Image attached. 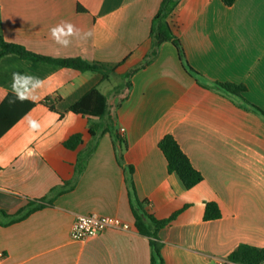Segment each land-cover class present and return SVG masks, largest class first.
Masks as SVG:
<instances>
[{
  "label": "crops",
  "instance_id": "1",
  "mask_svg": "<svg viewBox=\"0 0 264 264\" xmlns=\"http://www.w3.org/2000/svg\"><path fill=\"white\" fill-rule=\"evenodd\" d=\"M162 3L0 0L6 42L47 58L117 66L104 80L15 55L0 61V210L6 213H0V264H152L150 239L139 233L131 209L130 183L150 215L177 214L159 232L162 264H218L240 245L264 248V118L215 87L243 85L244 98L264 111V0H236L231 7L222 0H176L168 21L198 76L187 72L173 42L138 69L153 51L151 30ZM60 24L65 29L57 38L68 39L67 47L50 33ZM13 73L37 76L42 85L32 93L18 79L17 92L30 97L21 102ZM94 88L107 98L106 115L72 113ZM76 134L81 144L67 149ZM167 135L203 176L191 190L168 171L159 149ZM30 203L44 207L11 223L7 215ZM207 203L219 206L221 218L204 221ZM80 215L119 219L130 229L75 241Z\"/></svg>",
  "mask_w": 264,
  "mask_h": 264
},
{
  "label": "trees",
  "instance_id": "2",
  "mask_svg": "<svg viewBox=\"0 0 264 264\" xmlns=\"http://www.w3.org/2000/svg\"><path fill=\"white\" fill-rule=\"evenodd\" d=\"M227 7H231L236 0H222ZM176 0H163L159 13L155 16L153 27L151 30V38L154 44L153 51L138 68L148 66L157 57L160 47L166 42H173L179 57L187 70L191 74H198L188 64L183 45L174 32L173 27L168 19L171 15ZM9 55H15L22 59L36 63H46L59 68L73 69L80 72H95L104 76V80L109 78L105 72L115 70L117 66L106 65L102 63L90 64L82 59H52L37 55L25 49L21 45L8 43L0 33V61ZM137 69V70H138ZM136 71V70H135ZM129 87L131 85L129 84ZM215 87L225 93L238 97L249 108L264 118V111L258 107L251 105L243 96L246 91L245 86L236 85L233 83H216ZM108 109V101L105 95L101 93L99 88H94L89 91L83 98L75 103L70 111L74 114L91 115L94 117H103ZM113 132V130H111ZM92 134H94L92 132ZM121 146L125 147V142L120 137L116 136ZM82 142V135L76 134L69 138L65 143V147L70 150L76 149ZM159 149L162 151L167 161V167L170 174L177 176L185 190H191L203 181V176L191 164L187 155L182 151L180 145L172 135L165 136L159 143ZM130 174L133 170L129 169ZM131 209L133 211L136 227L139 233L150 239L152 249V264H162L163 257L161 255L162 243L159 238V232L168 227L175 221L177 214L168 219L159 220L150 215L145 209V202L138 199L133 183H130ZM44 205L30 203L26 208L21 209L15 215H7L11 219V223H17L26 219L33 212L42 209ZM0 213H6L0 210ZM221 218V211L216 203H207L205 207L204 221H214ZM233 264H264V248H258L250 245H240L227 258Z\"/></svg>",
  "mask_w": 264,
  "mask_h": 264
},
{
  "label": "built area",
  "instance_id": "3",
  "mask_svg": "<svg viewBox=\"0 0 264 264\" xmlns=\"http://www.w3.org/2000/svg\"><path fill=\"white\" fill-rule=\"evenodd\" d=\"M124 129L121 130L123 134ZM110 229L128 231L130 226L119 219L103 218L98 215H80L73 226L71 238L75 241H86L95 238ZM2 256V255H1ZM218 264H233L229 261H220Z\"/></svg>",
  "mask_w": 264,
  "mask_h": 264
},
{
  "label": "clouds",
  "instance_id": "4",
  "mask_svg": "<svg viewBox=\"0 0 264 264\" xmlns=\"http://www.w3.org/2000/svg\"><path fill=\"white\" fill-rule=\"evenodd\" d=\"M66 27H67L68 33L72 34L73 26L71 24H67ZM64 29H65V24L56 25L52 29H50V33H51L52 38L56 40L57 43L61 44L62 46L67 47L70 43L68 39L60 40L57 38V33L60 31H63ZM18 79L27 81L29 84V91L32 93H35V91L42 85L41 78L37 76L23 74V73H13V84H12L13 93L16 99L20 100L21 102H23V100L28 99L30 97L20 92H17L16 81Z\"/></svg>",
  "mask_w": 264,
  "mask_h": 264
}]
</instances>
